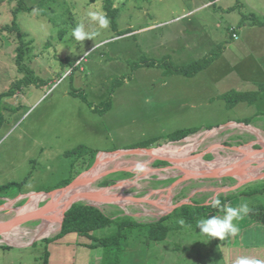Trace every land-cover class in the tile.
I'll return each mask as SVG.
<instances>
[{"label":"rangeland","instance_id":"1","mask_svg":"<svg viewBox=\"0 0 264 264\" xmlns=\"http://www.w3.org/2000/svg\"><path fill=\"white\" fill-rule=\"evenodd\" d=\"M22 2L34 10L15 13L19 0H0V186L9 187L0 194V222L14 217L26 203L25 195L69 185L98 153L174 149L197 142L189 157L210 150L201 159L213 163L217 156L234 160L240 157L238 151L255 153L260 148L248 128L264 140V0H111L109 8L105 0ZM89 11L105 13L109 27L100 29L87 16ZM79 23L99 35L75 41L71 32ZM194 65L202 69L193 71ZM186 132L198 133L168 142ZM79 147L88 151L67 155ZM256 156L264 159L263 152ZM156 161L127 155L106 166L104 171L114 166L121 170L95 180L94 189L105 188L100 184L108 181L115 188L106 191L113 196L157 202L153 206L128 200L122 209L101 205L106 212L123 211L149 223L167 216L180 201L208 203L226 187L224 204L245 202L250 208L246 217L234 221L239 234L225 240L200 236L197 221L223 212L208 207L195 213L192 207L165 219L168 231L158 242L149 239L146 226L125 228L116 255L99 248L93 251L95 257L100 253L93 264H234L240 256L264 260V222L255 213L264 212V179L235 189L237 178L190 180L168 194L179 172L156 167ZM240 161L223 169L260 174L264 168V161L241 166ZM137 163L145 164L147 171H135ZM42 199L37 200L38 209L49 203ZM59 205L54 221L60 219ZM43 213L17 229L24 245L12 246L0 238V264H44L46 246L41 240L59 229L30 241L32 231L43 223ZM180 218L185 225L178 223ZM116 231L113 225L95 236Z\"/></svg>","mask_w":264,"mask_h":264},{"label":"trees","instance_id":"2","mask_svg":"<svg viewBox=\"0 0 264 264\" xmlns=\"http://www.w3.org/2000/svg\"><path fill=\"white\" fill-rule=\"evenodd\" d=\"M110 5H111V0H105V6L109 8ZM22 10H25L31 13L34 10V8L32 6L25 7L23 5L22 0H19L18 7L15 9L14 12L18 13V11H22ZM12 29L16 31L15 27H13ZM200 68L202 69V66L194 65L193 71H197ZM178 72L184 73V74L188 73L187 70H182V69H179ZM1 97L2 95H0V98ZM245 125H248V124H245ZM195 133H198V132L176 133V135L174 134L172 136V139H170L168 142L179 141ZM143 148H148V147H143ZM80 151L81 153H79ZM87 151H88L87 149L83 147H79L71 152H68L67 155L71 156L75 154H82L83 152H87ZM155 164H156L155 165L156 167L157 166L163 167V166L168 165L164 161H156ZM112 184H113L112 182L104 181L100 184V187H108ZM119 184L120 183H118L117 185L119 186ZM7 188L9 187L0 186V194L3 193L5 190H7ZM219 197L222 201V204H224L227 198H225V196H223L222 194L219 195ZM85 201L91 202V200H83V202H78L76 204H73L68 209V211L65 213L59 232L56 233L52 237L41 240V242L44 243L46 247L50 242L57 240L65 236L68 233H76L79 236V238H82V240L86 242L89 248L91 249L102 248L106 253L112 252L113 255L115 256L116 251L120 249L122 242L126 238V236H123L122 234V231L125 228H129L131 226H140V225L146 226L148 228L147 236L149 237V239L155 242H158V241L163 240L166 237L168 226L165 225L164 222H165V219L169 217L171 213L173 212L181 213L183 211H188L190 209L192 210V207H194L192 212H195V213L197 212L199 213L200 211L206 212L207 208L209 207L208 203L207 205H204L205 203H194L193 201H191L190 204L185 203L182 206L174 209L167 216H164L156 221L149 222V223H141V222H137L134 218L128 215H123V211H120L117 214L116 213L109 214L108 212H106L105 209L101 208V205H100L101 210H99L93 206L85 205L84 203ZM255 213L256 215L259 216L258 219L261 220V222H264V212L262 214L259 212H255ZM118 214H121V215H118ZM212 215L213 214H206L207 217L212 216ZM113 225L116 226V230H117L114 234H111L110 236L102 237V238H98L95 236L96 231L102 228L112 227ZM44 258H45L44 264H47V258H48L47 249H45Z\"/></svg>","mask_w":264,"mask_h":264},{"label":"water","instance_id":"3","mask_svg":"<svg viewBox=\"0 0 264 264\" xmlns=\"http://www.w3.org/2000/svg\"><path fill=\"white\" fill-rule=\"evenodd\" d=\"M234 124H237V123H234ZM237 125H241L243 127H247V125L245 126L244 124H237ZM215 129H217V128H215ZM211 130H214V129H211ZM235 150L238 151V149H235ZM147 151H156V149L155 148H149V149H147V148H134V149H129V150H118V151H114V152H110V153H98L96 155V157H95L94 162L90 166V168L88 170H86V172L80 174L69 185H67V186H65L63 188H60V189H56V190L50 191L48 193H43V192H41V193H29V194L25 195L24 197L27 198V201L21 207V209H19L15 213L14 217H12L8 221L0 222V238H3V235H8L10 233L15 232L22 224H24L27 221H31V220H34V219H40L39 218V214L43 213L45 211L46 205H45V207L40 208V209H38L37 207L26 208V206H28V201H29V195L30 194L46 195V196L49 197L48 199H50V200H52L54 198H57L59 196H63L65 194H67V193L70 194V196H71L70 201L67 204V206L64 207V210L61 213V220H60V227H61V223L63 221L64 215L68 211V209L73 204H76L78 202H83V200L81 198V195L83 193L79 194V192L78 193L74 192V188L76 186H78L80 184L89 185V184L93 183L95 180H97V179H99L101 177H104V176L108 175L109 173H114V172H117V171L121 170L118 167H114L112 169H108L107 171L99 172L98 166L102 162H104L105 164L109 165L110 163L118 160L119 158L127 156V155H141V156L150 157V155L145 154V152H147ZM208 151H210V150H208ZM208 151H205L204 153L197 155L193 159L204 157L205 154L208 153ZM253 151L255 152V154L256 153L259 154V153L264 152V145H260V148L258 150H253ZM102 154L106 155V158H103L104 161L103 160L101 161V158H100ZM153 160L164 161V162H166L168 164L166 167H169L171 169H175V170H177L179 172V176L180 177L168 187V189H167L168 194H171L172 190L174 189V187L176 185H178L180 183H183L185 181L201 180V179L213 178V177H217V176H219V177H222V176H224V177H232V175H230V174H226V175L221 174V171L223 169H221V170L220 169H213V170H210V171H205L203 173L193 174L189 170L183 168L180 165L179 161H177L175 159H170V158H166V157H162V156H157V157H154ZM237 163L238 162L233 161V162L230 163V165L232 167H235ZM157 170H161V168L157 169ZM130 171L133 172V170H130ZM261 179H264V173H261L259 175H254L252 177H248V178H245V179L240 180V181L237 180V184H236L235 187H233V189H235L236 187H239L240 185L245 184V183H247L249 181H256V180H261ZM108 188L109 189H113L115 187L110 186V187L99 188V189H108ZM228 190H229V188L224 187L221 190H219L215 194V196H217L219 193L223 194V193H225V191H228ZM19 197H17V198H19ZM127 199L130 200V203H136V204L149 203L150 205H156V203H157L156 201L147 200L146 198L127 197ZM42 202H44V201H42ZM84 203L87 206H93V207H95V208H97L99 210H101L100 205H104V204L105 205H107V204L108 205L109 204L110 205H116V206H119L122 209V206H121L120 203L115 202V201H113V200H111V199H109V198H107L105 196H101V195H93L91 202L85 201ZM185 203L186 202L184 200L178 202L176 205H174L171 208V210L168 212V214L170 212H172L174 209L182 206ZM124 214L125 215H129L127 213H123V215ZM60 227H59V230H60Z\"/></svg>","mask_w":264,"mask_h":264},{"label":"bare ground","instance_id":"4","mask_svg":"<svg viewBox=\"0 0 264 264\" xmlns=\"http://www.w3.org/2000/svg\"><path fill=\"white\" fill-rule=\"evenodd\" d=\"M237 126H239V125L234 124V123H231L230 124V127H237ZM240 127H243V126L240 125ZM248 130H251L252 132H254L257 135L258 141L261 143V145H264L263 137H261L258 134V132H255L252 128H248ZM215 131H216V129H214V130H208L205 133V136L212 135V134L215 133ZM193 143H194L193 146H196L197 142H193ZM172 147H175V146H165V147H161V148L156 149V151H147V152H145V154L150 155L149 158H151V159H154V157H157V156H162V157H166V158H170V159H175V160L179 161L180 165L183 168H185V169H188V167H193V168H191L189 170L193 174H199V173H203L205 171H210V170H213V169H220L221 170V169H223V167H225L224 166L225 164L231 163L232 161H235V162H238L239 163V162H242L240 160H243L244 162L241 163L240 166L243 165V164L244 165H247L248 162L260 163V162H263L264 161V159H262V160L261 159H254V158H257V156H256L257 154H255V153H249L247 151H238L239 153L237 155H239L240 157H236L234 160L232 158H230L231 156L230 157H227V158L221 157V156H217V158L215 159V161L213 163H211V162H208L207 163V162L202 161L201 158H199V159H197V158L192 159V158L189 157V153H190L191 148H192L191 147V143H189L188 145H186L184 147H181L180 146V147H176L174 149H172ZM194 149H195V147H194ZM139 156H141V155H139ZM100 158H101V161L102 160L104 161L103 158H106V155L105 154H102ZM238 159H240V160H238ZM184 163H189L190 165H187V164H184ZM106 166H107V164H105L104 162H102L98 166L99 172L104 171L106 169ZM242 167H244V166H242ZM242 170H244V169H238L237 167L234 168V169H226V168H224L221 171V174H223V175L230 174V175H232L233 178H237L239 181L240 180H243L245 178H248V177H252L254 175H259V174H254V173H250V172H244ZM263 170H264V168L261 170V173H262ZM91 184H89V185L80 184V185H78V186H76L74 188V192H77V193L79 192V194L83 193L81 195V198L82 199H92V196L93 195L105 196V197H107V198H109V199H111V200H113L115 202L120 203L121 206L124 205L122 202L128 201L127 198H123V197H118V196L111 195L109 192L106 191L107 189H94L91 186ZM41 197H43V199H48L49 198L46 195L30 194L29 195L28 206H26V208L35 207L36 204H37L38 198H41ZM70 198H71L70 194L67 193V194H65L63 196H59V197L54 198L52 200L49 199V203L46 206V209H45V211L43 213V223L41 222L42 224L40 226H38L37 229H35L34 231H32L33 234L31 236L30 241L35 240L37 238L39 239L40 237H42L44 235H48L49 233H53V232H55L56 230L59 229V224H60V219H61V213L64 210V207H66L67 204L69 203ZM168 200H169L168 201V205H169L170 204V199H168ZM57 204H60L57 207V214L60 217V219L58 218V221H56V220L54 221V208H56V205ZM19 235H20V231L19 230L18 231L16 230L15 232L10 233L8 235H3L2 240L4 242H7V244L9 243V245H12V246L24 245L25 243L24 242H21V236H19Z\"/></svg>","mask_w":264,"mask_h":264},{"label":"clouds","instance_id":"5","mask_svg":"<svg viewBox=\"0 0 264 264\" xmlns=\"http://www.w3.org/2000/svg\"><path fill=\"white\" fill-rule=\"evenodd\" d=\"M87 16L91 21L95 22L100 29H107L110 25V20L107 18V15L101 11H89ZM71 35L75 41L83 42L86 39L92 40L95 36L99 35V32L87 31L85 25L79 23L73 28ZM134 170L137 172H145L147 171V167L143 163H137ZM208 206L213 209L219 208L223 212L222 216L212 215L197 221L196 228L200 230L199 235L209 240L213 238L225 240L228 237L239 234L240 228L238 223H234V221H241L250 211L248 204L245 202H241L236 207L230 204H222L218 195L209 200ZM178 223L183 226L185 225V220L180 218ZM234 264H264V260L240 256L236 258Z\"/></svg>","mask_w":264,"mask_h":264},{"label":"crops","instance_id":"6","mask_svg":"<svg viewBox=\"0 0 264 264\" xmlns=\"http://www.w3.org/2000/svg\"><path fill=\"white\" fill-rule=\"evenodd\" d=\"M253 127L261 130L256 126ZM254 131L257 132L256 130ZM101 208L103 207L101 206ZM107 211L111 213L109 210ZM46 249L48 252L47 264H93V261L95 263L100 258V253L97 257H95L96 254L93 253V251L99 248H89L86 242L83 241L82 238H79L76 233H68L50 242Z\"/></svg>","mask_w":264,"mask_h":264},{"label":"built area","instance_id":"7","mask_svg":"<svg viewBox=\"0 0 264 264\" xmlns=\"http://www.w3.org/2000/svg\"><path fill=\"white\" fill-rule=\"evenodd\" d=\"M231 33H232V34H231V35H232V38H233V39H237L236 33L234 32V29H232V28H231ZM230 124H231V123H229V125H230Z\"/></svg>","mask_w":264,"mask_h":264}]
</instances>
